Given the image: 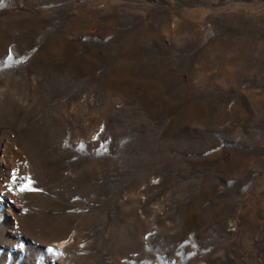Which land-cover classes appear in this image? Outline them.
Segmentation results:
<instances>
[{
  "label": "rangeland",
  "instance_id": "obj_1",
  "mask_svg": "<svg viewBox=\"0 0 264 264\" xmlns=\"http://www.w3.org/2000/svg\"><path fill=\"white\" fill-rule=\"evenodd\" d=\"M0 264H264V0H2Z\"/></svg>",
  "mask_w": 264,
  "mask_h": 264
},
{
  "label": "snow or ice",
  "instance_id": "obj_2",
  "mask_svg": "<svg viewBox=\"0 0 264 264\" xmlns=\"http://www.w3.org/2000/svg\"><path fill=\"white\" fill-rule=\"evenodd\" d=\"M0 2H2V0H0Z\"/></svg>",
  "mask_w": 264,
  "mask_h": 264
}]
</instances>
